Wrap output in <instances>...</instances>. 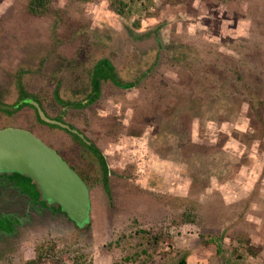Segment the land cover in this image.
I'll use <instances>...</instances> for the list:
<instances>
[{"label":"rangeland","instance_id":"1","mask_svg":"<svg viewBox=\"0 0 264 264\" xmlns=\"http://www.w3.org/2000/svg\"><path fill=\"white\" fill-rule=\"evenodd\" d=\"M29 2L0 0V129L84 176L91 218L78 228L2 176L0 264H264V0Z\"/></svg>","mask_w":264,"mask_h":264},{"label":"water","instance_id":"2","mask_svg":"<svg viewBox=\"0 0 264 264\" xmlns=\"http://www.w3.org/2000/svg\"><path fill=\"white\" fill-rule=\"evenodd\" d=\"M31 103L42 121L70 130L68 125L50 119L37 102ZM5 173H19L34 180L43 198L59 205L79 225L90 221L88 185L57 150L32 131L18 127L0 129V175Z\"/></svg>","mask_w":264,"mask_h":264},{"label":"trees","instance_id":"3","mask_svg":"<svg viewBox=\"0 0 264 264\" xmlns=\"http://www.w3.org/2000/svg\"><path fill=\"white\" fill-rule=\"evenodd\" d=\"M50 2H51V0H30L29 7H28L29 11L32 14L36 15V16L47 15V13L49 11L48 4H50ZM130 3L131 2H128V0H109L110 8L112 9L113 12H115V13H117L119 15H124L125 13L129 12ZM150 33H152V32H150ZM146 36L147 35H136L135 37L138 38V39H143ZM94 70L95 71H94V74H93V81L92 82H93L95 90L99 89L100 83L102 82V80H107L109 78H114V76H115L112 65L109 62H107L106 60L102 61L100 63V65H98ZM23 98L24 99L22 100L21 106L30 105L31 107L35 108V110H36V107L33 104H31L32 101L38 103L36 97L24 96ZM25 101H27V102H25ZM40 105L42 106L41 103H40ZM36 114L38 116V119L41 120L39 114L37 113V110H36ZM49 126L54 127V128H60V127L55 126V125H49ZM66 131L70 132L67 129H66ZM74 137L76 139H78V141L86 148L85 149L86 151L89 150L92 154H93V152H95L94 153L95 156L98 154V149L95 146H92V144L89 145L86 142L83 143V139H81L80 136L77 135V134H74ZM99 160L102 163V165L105 164L104 160H102L100 158H99ZM2 176H3L4 179L6 178L7 182H9L11 184H15V186L18 188V190H21L20 192L22 193V195L30 197L31 199L35 200L37 203H40L43 208H46V207L56 208L60 212L64 213L78 228H82L83 227V226L79 225L78 223H76L73 219H71L68 216V214L61 209V207L59 205L51 204L49 201L45 200L43 198L40 190H39V187H38L37 183L34 180H32L31 178L23 176V175H21L19 173H11V174L5 173V174L0 175V178ZM82 178L86 182L84 176ZM22 181H24V182L26 181L28 183V185L26 187H22L21 188L20 184H21ZM44 201H46L48 205H46V204L43 205L42 203ZM7 221H9V220H7ZM88 223H86V224H88ZM12 230H13V227H12V225L10 223H9V225H7L5 222L0 224V231H4V232H8L9 233ZM39 261H40V259H39ZM26 264H31V263H26ZM32 264H34V263H32ZM38 264H40V263L38 262Z\"/></svg>","mask_w":264,"mask_h":264},{"label":"flooded vegetation","instance_id":"4","mask_svg":"<svg viewBox=\"0 0 264 264\" xmlns=\"http://www.w3.org/2000/svg\"><path fill=\"white\" fill-rule=\"evenodd\" d=\"M82 138V137H81ZM87 141V140H86ZM87 144H89V145H91V143H87ZM95 144V143H94ZM96 145V144H95ZM94 145V146H95ZM97 149H98V154L96 155L97 157H99L100 159H102L103 160V156L101 155V153H100V150H99V148L97 147V146H95ZM80 175V174H79ZM81 176V175H80ZM81 177H83V176H81ZM84 180V179H83Z\"/></svg>","mask_w":264,"mask_h":264}]
</instances>
